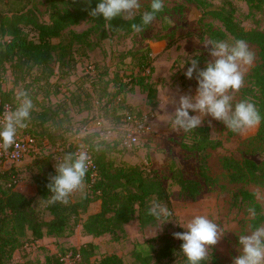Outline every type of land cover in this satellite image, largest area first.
<instances>
[{
	"label": "rangeland",
	"instance_id": "374dc122",
	"mask_svg": "<svg viewBox=\"0 0 264 264\" xmlns=\"http://www.w3.org/2000/svg\"><path fill=\"white\" fill-rule=\"evenodd\" d=\"M204 1L211 5L208 10L221 6L225 1H230L236 9V21L247 28L257 25L264 31V13L255 14L253 19L246 17L248 8L243 2L237 0ZM150 3L151 0H140L141 7L134 16L146 11ZM32 7L37 10L40 21L48 22L43 0H0V15L10 16ZM159 15V19H154L148 29L140 33L134 32L129 35L119 33L100 41L95 33L89 34L84 45L80 43L73 46L76 67L70 70L67 76H61L55 63V74L50 78L48 84L41 79L38 73H32L23 78L20 74L12 73L9 64L5 65L2 72L1 89L10 93L9 97L15 108L19 104L16 94L21 90L28 93L33 103L30 120L27 121L28 127L38 138H43V142L32 156L16 166L6 165L0 169V172L15 170L18 174L16 177L18 184L34 186L32 180L34 170L28 169L26 166L31 164L35 158L39 159L50 155V162L55 167L56 163L65 156L61 150L62 146L77 144L84 136H93L94 143L100 140L113 142V147L106 148V158L116 166H138L145 172H154L159 176L170 196L169 211L171 215L159 219L155 226L144 229H140L137 221L134 220L126 225L122 232H118L114 236L76 237L67 241L43 239L41 242L39 241L40 243H25L14 252L8 264L25 262L45 264L46 258L51 255H63L61 254L62 250L65 251L71 247L78 250L88 243L94 245L93 255L88 260L81 254V258L79 255L71 256L63 264H92L95 260L111 254L119 256L123 264H141L134 259V251L140 252L142 256L146 253L150 257L154 256L152 250H158L163 246L161 238L166 239L176 251L179 248L180 240L174 238L173 233L186 231L187 222L196 215L206 216L218 224L222 233L217 244L210 247L208 257L205 259L206 263L232 264L233 258L240 254L239 237L254 229L250 225L251 218L248 214V207L244 203L234 204L233 196L241 189L255 193L256 201L260 204L261 214L264 218V188L230 184L221 165L224 157L237 160L248 156L249 149L246 146V141L256 134L258 126L243 132H233L222 122L208 116L204 117L201 125L207 126L211 138L219 140L222 144L220 148L208 152L207 173L214 179V182L207 184L199 176V157L180 149L182 131H175L169 119L176 106L174 101L180 95H195L197 88L195 74L192 79H188L184 75L189 67V64L185 62L195 56H205L206 62L211 59L208 55V48L205 47L208 42L207 26L216 30L222 28L221 23L204 15L202 9L186 0H164V9ZM89 27V23L82 22L70 30L82 33ZM24 31L29 38H34V33L30 29ZM188 33L194 34V36L183 38ZM199 35L204 36L202 42L197 38ZM7 39V36L1 34L0 28V45ZM66 39L67 32L62 38L52 42L58 44ZM225 42L233 43L231 38ZM92 45L93 47H91ZM247 46L249 51L254 54L253 61H257V48L249 44ZM89 47L91 49H88ZM144 55L150 60L153 67V72L147 78L148 71L142 72L137 68L140 56ZM56 57L55 59H57ZM202 66L205 65H198L199 68ZM90 68H95L97 73L96 75L93 73L94 79L92 80L96 88L94 87L91 101L86 100L87 104L82 105L84 111L80 112L72 103H68L69 93L77 92V94L83 95V90L91 89L92 77L88 75ZM248 69L249 65H242L244 83L239 91L230 93L233 97V105L244 100L241 96V89L247 82ZM38 76L39 82L36 81ZM135 76H144L146 82L154 86L157 98L156 106L151 107L147 103L146 93H143L139 86L130 84V77ZM116 92H119L120 95L116 96ZM118 99L120 102L116 101ZM46 108H48V112H51V114L49 113L50 118L48 122L41 125L36 119V114ZM131 113L147 120L150 131L139 136L137 145L123 148L119 144L120 127H122L119 122L124 120L123 116L125 118L126 114ZM189 114L194 115L195 113L190 111ZM100 119L103 121V126H95V122ZM249 158L256 159V157ZM172 164L181 172L184 179L196 180L200 183V192L194 199L182 194L179 186L174 182L170 170ZM87 192V186L84 185L83 191L73 193L69 199L71 202L77 201ZM28 193L25 192V194ZM33 193L35 194V188ZM98 207V203L91 204L88 213L96 211ZM35 208L41 214L43 213L44 218L48 216L42 206L37 205ZM165 219L167 222H164ZM259 226H264V220ZM64 254L68 256L72 252L65 251ZM150 261V264H154L155 260L150 259ZM182 263L180 261L175 264ZM158 264H165V262Z\"/></svg>",
	"mask_w": 264,
	"mask_h": 264
},
{
	"label": "trees",
	"instance_id": "16d2710c",
	"mask_svg": "<svg viewBox=\"0 0 264 264\" xmlns=\"http://www.w3.org/2000/svg\"><path fill=\"white\" fill-rule=\"evenodd\" d=\"M186 1L202 9L204 15L221 23L222 28L216 30L207 26L208 41L225 42L231 38L234 42L236 39H243L258 50V60L252 61V64L249 65L246 73L247 82L241 89V96L256 106L261 116V122L256 134L246 141V146L249 149L248 156L237 160L224 157L221 165L230 184L264 188V31L257 25L247 28L236 21V9L230 1H225L221 6L211 10H208L211 5L204 0ZM237 1L243 2L247 6L246 17L253 19L255 14L264 13V0ZM97 3L98 0H43L48 17L46 23L39 20L35 7L13 13L10 16L0 15L1 34L8 37L0 45V101L2 104L8 103L13 107V110L16 109L10 100V93L1 89L2 72L5 65L9 64L12 73L20 74L23 78L26 75L38 73L41 79L48 84L50 78L55 74V63L61 76H67L69 71L76 67L74 44L84 45L91 33L97 35L98 41L119 33L129 35L135 32L131 25L141 22L142 14L128 19L116 17L110 22L105 21L102 17H91L89 12L96 7ZM147 10H150V6L147 7ZM159 18L158 13L155 19ZM82 22L89 23L90 27L82 33L70 30ZM109 23L111 27L108 26ZM148 27L149 25L144 30ZM25 29H30L34 33V38H29ZM66 32L67 39L65 41L53 44V40L62 38ZM193 36L194 34L188 33L183 38ZM197 38L202 42L204 36L199 35ZM194 58L198 60V65L207 63L205 56H195ZM137 68L142 72L148 71L146 78L153 72L152 64L145 55L140 56ZM93 73L97 74L95 68H92L88 73L92 77L90 84L92 90H83V95L77 94V92L69 93L68 103H72L77 111H84L82 105L87 104L86 100L91 101L94 87L96 88L92 82ZM146 78L144 76L130 77V84L139 86L141 91L146 93L147 103L154 107L157 104L156 89L152 84L146 82ZM36 81L39 82V76ZM115 95L120 94L116 92ZM116 101L120 102L119 99ZM49 113L51 114L46 108L36 114V119L41 125L48 122ZM120 123L122 124L123 120ZM27 133L36 140L37 147H41L43 138H38L29 127H27ZM92 137L84 136L82 140L96 165V175L91 178L90 173H86L84 185L87 186L88 192L77 201L71 202L68 198L66 204L48 203L51 193L46 185L49 183L50 177L56 174L55 167L50 162V155L39 159L35 158L31 164L26 166L28 169L34 170L32 176L35 188L34 196L29 197L16 190L18 174L15 170L0 172V264H8L14 252L25 243H36L44 238L66 241L74 235L78 227L81 228L83 236L100 238L105 235L114 236L116 233L122 232L124 227L134 220L137 221L140 229L155 226L159 219L147 214L152 199L164 204L168 209L171 207L169 193L158 175L154 172H145L138 166H116L106 158V148L113 147V142L100 140L94 143ZM180 139L179 147L182 151L199 157V176L203 182L212 184L214 179L207 173L206 159L209 151L221 147V142L211 138L209 128L203 125L190 132L182 131ZM76 148L77 144H69V146H62L61 150L62 153L67 154L74 153ZM249 157H256V159ZM170 170L181 193L194 199L200 192V183L196 180L184 179L174 164L171 165ZM233 201L234 204L244 203L248 209H255L256 217L250 220L252 228L258 227L264 220L255 193L241 189L233 196ZM93 203H98L99 209L97 212L89 214V206ZM37 205L42 206L47 217L44 218L43 213L36 210ZM160 240H162L163 246L158 250H152L154 252L152 258L148 253L142 256L140 252L134 251V259L141 264H150V259L155 260L154 264L161 262L175 264L180 261L183 262L182 264H188L180 250L183 243L181 240L176 251L166 239L161 238ZM93 248L94 245L88 243L78 250L71 247L65 251H71L73 257L79 255L81 258V254H83L88 260L93 255ZM65 251L62 250L61 254L63 255L54 254L47 257L45 264H63L62 258L65 256ZM92 264H123V262L119 256L111 254L95 260ZM201 264L207 263L204 260L201 261Z\"/></svg>",
	"mask_w": 264,
	"mask_h": 264
},
{
	"label": "clouds",
	"instance_id": "9594fccd",
	"mask_svg": "<svg viewBox=\"0 0 264 264\" xmlns=\"http://www.w3.org/2000/svg\"><path fill=\"white\" fill-rule=\"evenodd\" d=\"M140 7V0H98L89 15L102 17L110 22L116 17H132ZM163 9L164 0H151L150 10L142 13L140 24L131 25L132 30L137 33L144 31ZM108 26L111 27L110 23ZM205 47L208 48L211 59L203 69L198 67V60L195 58H189L185 62L190 66L184 75L192 79L195 73L197 88L195 95H180L174 101L176 106L169 117L174 130L190 132L199 127L206 116L222 122L233 132L257 127L261 116L256 106L247 100L233 105L230 94L239 91L244 83L242 65L252 64L254 54L249 51L247 43L243 39H236L232 44L209 40ZM16 99L19 101L18 107L4 114L3 125L0 127V149L4 151L15 145L17 131L28 127L27 121L30 120L33 109L32 100L26 91H19ZM190 111L195 114L190 115ZM90 164L91 158L86 151L65 154L56 163V174L50 177L46 185L51 193L48 203L66 204L73 193L83 191ZM147 214L161 219L170 216L171 212L153 200ZM248 214L251 219H255L254 208H249ZM185 227L186 231L173 233V236L183 241L180 250L188 264H201L208 257L210 247L217 244L222 236L219 226L206 216L196 215ZM239 245L240 254L233 258L232 264H264V226L255 227L248 234L241 235Z\"/></svg>",
	"mask_w": 264,
	"mask_h": 264
},
{
	"label": "built area",
	"instance_id": "2783aa9c",
	"mask_svg": "<svg viewBox=\"0 0 264 264\" xmlns=\"http://www.w3.org/2000/svg\"><path fill=\"white\" fill-rule=\"evenodd\" d=\"M92 68H90L91 70ZM8 111H14L13 107L8 104H2L0 101V127L3 125L4 114ZM103 121L97 120L95 126L102 127ZM121 136L119 138V144L123 148H130L138 144V138L141 134H145L150 131V127L147 120L140 118L134 114H126L122 127H120ZM36 140L27 133V128L18 130L16 135V143L13 147L9 148L7 151L0 149V169L6 165L16 166V164L24 161L26 158L32 156L37 152ZM80 151H86L91 158V164L88 168V173H90L91 178L96 175V165L93 161L88 148L84 145L83 140L77 143V148L74 153ZM72 255L64 256L62 262H67Z\"/></svg>",
	"mask_w": 264,
	"mask_h": 264
},
{
	"label": "crops",
	"instance_id": "0c3cea01",
	"mask_svg": "<svg viewBox=\"0 0 264 264\" xmlns=\"http://www.w3.org/2000/svg\"><path fill=\"white\" fill-rule=\"evenodd\" d=\"M28 163V162H27ZM34 186H27V185H24L23 183H19L18 185H17V187H16V190L18 191V192H20L21 194H23V195H26V196H29L30 194H31V196L32 195H34V188H33ZM26 188L28 189L27 191H26ZM25 192H29L28 194H25ZM98 209H99V207H98ZM98 209H96V211H94V212H91V213H95V212H97L98 211ZM90 213V214H91ZM81 236H83L82 235V233H81V228L80 227H78V229H76V231H75V233H74V235L71 237V238H69V239H67V240H73V239H75L76 237H80V238H89L90 236H83V237H81ZM44 239H49V238H44ZM51 239V238H50ZM43 240V239H42ZM66 240V241H67ZM39 241H37L36 243H38ZM40 242H41V240H40ZM39 242V243H40Z\"/></svg>",
	"mask_w": 264,
	"mask_h": 264
}]
</instances>
